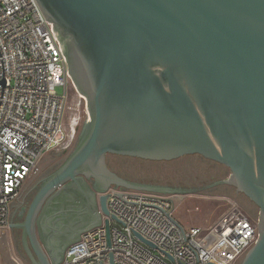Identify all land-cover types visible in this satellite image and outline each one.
Segmentation results:
<instances>
[{
  "label": "water",
  "instance_id": "95a60500",
  "mask_svg": "<svg viewBox=\"0 0 264 264\" xmlns=\"http://www.w3.org/2000/svg\"><path fill=\"white\" fill-rule=\"evenodd\" d=\"M37 2L89 116L21 224L33 263L61 264L83 233L103 223L109 229L111 187L162 195L209 188L137 182L111 170L109 155H199L228 167L222 183L259 208V238L239 264H264V0ZM56 189L68 196L43 208Z\"/></svg>",
  "mask_w": 264,
  "mask_h": 264
},
{
  "label": "built area",
  "instance_id": "2783aa9c",
  "mask_svg": "<svg viewBox=\"0 0 264 264\" xmlns=\"http://www.w3.org/2000/svg\"><path fill=\"white\" fill-rule=\"evenodd\" d=\"M72 83L62 43L37 0H0V245L4 248L12 206L42 159L75 144L79 121L74 119L68 128L63 121ZM80 103L85 105L84 124L89 111L83 96ZM107 194L109 229L103 223L83 233L67 248L61 264H111V256L115 264H239L259 238L258 219L234 201L212 226L187 228L174 217L172 196L117 187Z\"/></svg>",
  "mask_w": 264,
  "mask_h": 264
},
{
  "label": "rangeland",
  "instance_id": "374dc122",
  "mask_svg": "<svg viewBox=\"0 0 264 264\" xmlns=\"http://www.w3.org/2000/svg\"><path fill=\"white\" fill-rule=\"evenodd\" d=\"M62 93L63 89L58 88ZM80 94L72 83L68 89L67 103L64 113V126L77 119L78 132L83 128V117L85 111L84 103H80ZM68 154L62 155L59 151H51L45 155L39 165L38 172L26 183L24 190L30 189L35 181L44 175L50 174L60 167ZM110 167L127 177H136L153 180L171 186L193 188L206 186L219 179L228 176L230 170L219 163L207 160L199 155L184 156L173 161H149L132 157L109 155ZM229 190L234 196L216 194L220 190ZM216 192V193H215ZM172 196L174 201V217L187 228H207L215 224L224 212L231 206L230 201L237 202L239 206L249 214L250 217L258 219L259 208L244 195H236L231 187H212L200 192H182ZM13 209V208H12ZM12 212V211H11ZM8 247H0V258L2 264H24L21 258L14 252L12 243L7 235L5 239ZM5 249V250H4ZM17 261L14 262V259Z\"/></svg>",
  "mask_w": 264,
  "mask_h": 264
},
{
  "label": "flooded vegetation",
  "instance_id": "af4514ba",
  "mask_svg": "<svg viewBox=\"0 0 264 264\" xmlns=\"http://www.w3.org/2000/svg\"><path fill=\"white\" fill-rule=\"evenodd\" d=\"M82 130H83V128L79 132L78 137H77V139L75 141V144L72 147V149L61 152L62 155H66V154L69 155V153L75 148V146L78 143V139L80 137V134H81ZM107 164H108L109 168L111 170H113L110 167V165H109V156L107 157ZM220 165H222V164H220ZM222 166H224V165H222ZM224 167H226V166H224ZM226 168H228V167H226ZM55 171H53L52 173H54ZM114 172H116V171H114ZM52 173L47 174V175H44L39 180L35 181V183L32 185V187L30 189L23 190L22 193H21V195H20V197L18 198V200L12 206L13 209H12V212H11V215H10V219H9L8 237H9L11 243H12L14 252L21 258V260L24 262V264H34L33 263L32 256L35 258V253H34V250H33L32 246H31L30 238H29L28 235H26L25 228L22 227L21 224H23L25 222V219H26V216H27L29 207H30L33 199L35 198L36 194L40 190V187L42 186L44 180L47 177H49ZM116 173H118V172H116ZM118 174L121 175V176H123V177H125V178L131 179V180H135L137 182L150 183V184H158V185H168V184L160 183V182L153 181V180H146V179H141V178H136V177H133V178L131 177L130 178V177L124 176V175H122L120 173H118ZM228 176L220 177L219 179L215 180L214 182H212L211 184H209L206 187H209L210 189H212V187H214V189L215 188L219 189L221 187H231L232 189L235 190V196L236 195H238V196L239 195H244L242 193H238L233 186H230V185H227V184L222 183V181H224L225 179H227ZM86 183H87L86 184V188L91 189V190L94 189V180L93 179H86ZM168 186H170V185H168ZM58 191H59V189H56V191H54L47 198V200L43 204V208L46 205L47 201L50 200L51 198H53L54 200L53 199L52 200L55 201V200H59V199H65L68 196V195H64V192L63 193H60V194H57ZM216 194H221V195H224V196L226 195V196H229V197L234 196L227 189L217 191ZM43 208H42V210H43ZM42 210L40 211V214L42 213ZM37 235H38V238L41 241L44 249L46 250V247L44 246V244H43V242L41 240V237H40L38 225H37Z\"/></svg>",
  "mask_w": 264,
  "mask_h": 264
},
{
  "label": "bare ground",
  "instance_id": "6f19581e",
  "mask_svg": "<svg viewBox=\"0 0 264 264\" xmlns=\"http://www.w3.org/2000/svg\"><path fill=\"white\" fill-rule=\"evenodd\" d=\"M80 97H82L81 95H80ZM15 262V261H14ZM17 264V263H16Z\"/></svg>",
  "mask_w": 264,
  "mask_h": 264
}]
</instances>
